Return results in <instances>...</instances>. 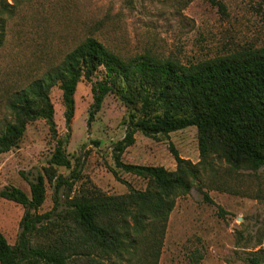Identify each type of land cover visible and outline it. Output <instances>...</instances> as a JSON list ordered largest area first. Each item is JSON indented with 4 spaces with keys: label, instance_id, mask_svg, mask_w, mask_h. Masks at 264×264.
Listing matches in <instances>:
<instances>
[{
    "label": "rangeland",
    "instance_id": "374dc122",
    "mask_svg": "<svg viewBox=\"0 0 264 264\" xmlns=\"http://www.w3.org/2000/svg\"><path fill=\"white\" fill-rule=\"evenodd\" d=\"M89 36L124 58L150 54L196 63L264 45V0H0V129L12 117L8 99ZM97 78H102V71ZM91 87L86 80L78 84L70 127L61 89L51 90L57 137L65 140L69 133L66 153L72 162L71 168L57 167L58 173L70 176L74 168L80 170L74 193L91 188L110 195L127 193L128 185L113 169L131 186L145 189L147 179L116 168L113 159V146L126 133L127 106L109 93L89 124ZM170 142L182 157L199 161L196 126L155 138L138 131L123 160L174 170ZM55 144L44 119L29 123L19 143L0 156V191L16 186L30 193L24 176L31 180L44 172ZM216 166L217 175L205 174L188 194L177 198L158 264H255L260 255L264 264V166L239 172L224 162ZM67 190L60 191L62 201ZM203 191L213 203L204 199ZM53 205L54 187L47 182L39 212ZM24 211L22 204L0 195V230L11 244L17 241ZM106 261L114 263L116 258Z\"/></svg>",
    "mask_w": 264,
    "mask_h": 264
},
{
    "label": "trees",
    "instance_id": "16d2710c",
    "mask_svg": "<svg viewBox=\"0 0 264 264\" xmlns=\"http://www.w3.org/2000/svg\"><path fill=\"white\" fill-rule=\"evenodd\" d=\"M217 3L224 10L222 1ZM100 71L102 78L94 79ZM83 80L92 85L89 124L109 93L127 106L126 133L114 144L113 159L116 168L147 179L145 189L131 186L113 169L128 185L127 193L110 195L92 188L74 193L80 170L74 168L70 176L58 173L57 167L71 168L72 162L66 153L69 133L65 140L57 137L50 93L55 86L61 89L70 127L75 93ZM7 107L12 117L0 129V156L38 119L49 124L56 144L44 172L31 180L24 176L30 193L16 186L0 191L25 209L15 244L0 230V264H158L178 197L188 194L205 174L217 175V162L235 172L264 166V45L183 64L150 54L124 58L89 36L59 64L16 91ZM189 126L197 128L198 162L182 157L172 142L174 170L123 160L138 131L155 138ZM47 182L54 187V205L41 213ZM63 187L68 188L64 201ZM203 194L214 202L206 191ZM260 256L255 264H261ZM109 257L116 261H106Z\"/></svg>",
    "mask_w": 264,
    "mask_h": 264
}]
</instances>
